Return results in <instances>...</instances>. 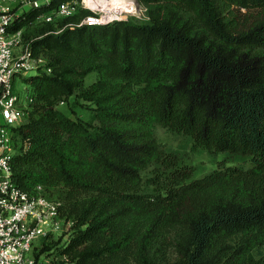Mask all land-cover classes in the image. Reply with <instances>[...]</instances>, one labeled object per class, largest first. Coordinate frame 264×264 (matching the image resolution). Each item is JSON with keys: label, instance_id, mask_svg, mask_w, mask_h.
I'll list each match as a JSON object with an SVG mask.
<instances>
[{"label": "trees", "instance_id": "1", "mask_svg": "<svg viewBox=\"0 0 264 264\" xmlns=\"http://www.w3.org/2000/svg\"><path fill=\"white\" fill-rule=\"evenodd\" d=\"M140 1L147 21L71 28L63 18L31 41L46 63L24 77L34 101L15 127L13 178L41 184L75 220L66 244L52 236L42 250L56 245L73 264H264V0ZM159 125L253 164L195 177Z\"/></svg>", "mask_w": 264, "mask_h": 264}, {"label": "built area", "instance_id": "2", "mask_svg": "<svg viewBox=\"0 0 264 264\" xmlns=\"http://www.w3.org/2000/svg\"><path fill=\"white\" fill-rule=\"evenodd\" d=\"M52 1L0 0V264H42L35 254L36 248L56 235L63 236L66 244L75 224L73 218L63 214L62 202L50 198L41 184L25 190L13 178L12 160L17 151L15 127L27 121L30 103L34 101L30 91L24 97L21 95L15 78L20 72L36 73L45 66V59L34 54L31 43L24 42L22 29L11 32L9 28L28 12L27 7L37 9L49 6ZM132 1L135 11L114 8L113 0L97 7L88 6L85 0L81 3L63 0L52 12L37 17L54 22L58 17L70 18L78 15L81 8H88L90 12L79 21L67 22L65 26L108 25L138 13L140 7L136 0Z\"/></svg>", "mask_w": 264, "mask_h": 264}, {"label": "rangeland", "instance_id": "3", "mask_svg": "<svg viewBox=\"0 0 264 264\" xmlns=\"http://www.w3.org/2000/svg\"><path fill=\"white\" fill-rule=\"evenodd\" d=\"M77 1L81 3L82 0ZM136 2L139 5L140 10L138 13L130 14L129 18H132L138 22L149 20L148 7L140 0H136ZM29 10L30 7H27L26 11ZM89 12L90 10L88 8H81L80 13L78 15L70 17L67 22L75 23L81 19V16H83L82 13ZM62 19L63 18L59 17L56 18L54 23L57 25V28L59 27L58 21ZM45 23L47 22L36 17L35 22L33 24L25 26L22 29L24 42L31 43L32 40L39 38V31L45 25ZM37 56L44 57V55L42 54ZM44 59L46 63V58L44 57ZM34 73V71L20 72L15 78V86L23 97L30 91L28 83L24 81V77L32 75ZM97 76V73H91L86 79V84L88 85L93 82L97 78ZM72 101L73 99L71 100V102ZM59 107L72 117L81 116L83 118L88 119L91 116V111L88 108L82 106L72 107L71 103L68 102H61L59 104ZM156 130L159 139L161 140L164 148L167 151L178 153L183 163L193 165L195 167V177H201L205 175L206 173L217 168L220 163H225L226 165H240L245 167H249L253 164V159L251 155L235 154L231 152H219L213 154L203 148L193 149V139L190 136H187L182 133L169 131L167 128L161 125L157 126ZM58 238L59 236L56 235L53 239L57 240ZM63 241L60 242L59 245H61ZM44 246L45 245H41L37 247L35 251L36 256L37 253H39L38 258L39 260H41L42 264H73L64 255L57 254L58 248L56 247V245L49 250L43 251L42 249Z\"/></svg>", "mask_w": 264, "mask_h": 264}, {"label": "bare ground", "instance_id": "4", "mask_svg": "<svg viewBox=\"0 0 264 264\" xmlns=\"http://www.w3.org/2000/svg\"><path fill=\"white\" fill-rule=\"evenodd\" d=\"M113 7L118 8L119 10L124 11H135L137 8L135 7V2L132 0H113ZM86 4L91 7H97L100 4H107V0H85Z\"/></svg>", "mask_w": 264, "mask_h": 264}]
</instances>
